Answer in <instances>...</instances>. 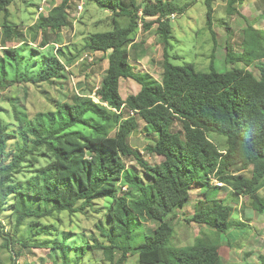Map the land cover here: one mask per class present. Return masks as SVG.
I'll list each match as a JSON object with an SVG mask.
<instances>
[{
    "label": "trees",
    "instance_id": "obj_1",
    "mask_svg": "<svg viewBox=\"0 0 264 264\" xmlns=\"http://www.w3.org/2000/svg\"><path fill=\"white\" fill-rule=\"evenodd\" d=\"M15 1L0 0L2 28L9 43L0 49V92L12 86L20 91L10 100L11 119L0 115V212L12 195L14 208L21 211L13 234L5 231L0 220L2 246L12 252V264L18 261L13 247L21 243L16 234L24 218L40 219L62 212L84 214L95 200L104 197L112 200L99 220L107 216L110 224L101 227L104 238L93 245L103 250L109 264H125L131 254L137 256L138 264H232L221 255L223 243L229 239L222 242L220 237L233 227L234 205L245 196L251 202L249 210L264 212V28L247 20L240 49L226 46L225 71L217 69L214 53L209 71H200L193 62L176 64L173 60L181 56L170 54L172 15L184 13L191 3L147 0L139 4L130 0L129 7L122 0H90L112 12L109 29L92 32L84 48L88 56L96 52L107 56V72L99 86L74 92L59 102L47 96L51 106L47 113L31 114L29 90L41 84L55 85L80 56H68L61 47L54 53L43 52L40 58L37 50L31 51L24 62L21 48L26 38L10 18ZM239 1L245 0H230L229 7L237 10L234 5ZM72 3L61 0L35 23L42 34L41 48L57 43L51 32L70 25ZM206 4L207 24L212 30L213 0H206ZM147 17L154 18L147 21ZM141 21L144 29L158 23L156 31L165 50L161 80L131 70V53L140 46L136 37ZM211 33L215 49L217 38ZM122 78L137 80L140 90L123 98ZM93 93L99 102L90 97ZM130 110H134L133 115ZM88 114L102 122L95 124ZM140 119L157 133L147 153L162 156L158 163L143 161L140 151L130 143ZM176 121L181 123L180 130H173ZM110 122L117 126L112 135L108 134ZM76 125L90 127L92 132L69 130ZM215 134L226 138L223 147L211 138ZM16 139L22 145L9 155V143ZM128 159L135 160L141 172L136 166L130 168ZM212 174L232 188L228 189L231 201L210 198ZM203 180L207 181L206 198L186 220L206 225L209 231L185 247L170 245L175 232L171 218L177 217L192 188ZM247 211L243 209L244 218L251 220L253 214ZM141 213L153 219L156 227L136 242ZM240 226L249 224L242 222ZM54 247L62 263L70 264L69 248L74 246L56 241ZM89 247L82 245L78 259ZM258 259L264 264V254ZM0 264L7 263L0 257Z\"/></svg>",
    "mask_w": 264,
    "mask_h": 264
},
{
    "label": "rangeland",
    "instance_id": "obj_2",
    "mask_svg": "<svg viewBox=\"0 0 264 264\" xmlns=\"http://www.w3.org/2000/svg\"><path fill=\"white\" fill-rule=\"evenodd\" d=\"M147 0H137L139 4H144ZM154 1V0H148ZM180 5L191 3L184 13H178L171 19L173 47L170 49V54H178L181 59H174L176 64L184 62H193L200 71H209L211 54L214 53V62L219 71H225L226 62L225 56L227 53L226 46H231L235 50L240 49L243 38V29L247 25V20L258 27L264 28V0H245L235 3V9L230 8V0H213L214 16L212 30L207 24V4L206 0H175ZM71 6V22L70 25L58 33H52V37H57V43H50V46L41 48L42 40L41 31L37 30L35 23L42 16L46 15L53 5L61 3V0H16L11 6V20L18 24L23 29L25 42L21 49L23 61L26 62L30 58L31 51L37 50V58H40L43 52H56L58 48H66L68 56L79 54V58L75 63L67 68L63 74V79L58 80L55 85L41 84L31 90L28 102V109L31 114L43 111L44 114L50 109L46 97L50 96L57 101H63L72 93H83L87 91V87H96L100 85L102 77L107 72L108 58L103 52H96L88 56V52L84 50L85 45L91 33L94 31L107 30L110 27L112 12L107 9L98 7L90 0H72ZM124 4L131 6L130 0H122ZM82 5V9H79ZM78 6V7H77ZM43 7V10L41 8ZM139 12V16L141 15ZM241 13V14H240ZM212 14V15H213ZM154 17H147L146 20H153ZM3 14L0 13V49L2 45L9 44L2 28ZM142 23V21L140 22ZM158 23H155L151 29H144V25L138 26V35L136 41L140 43L138 51L131 53V70L134 73L146 72L156 79L161 80L164 62V44L157 33ZM215 32L217 38V47L213 49V35ZM2 50H0L1 52ZM42 52V53H40ZM25 58V59H24ZM87 60L83 64L82 61ZM103 60V61H102ZM89 62V63H88ZM90 64V65H89ZM30 65H33L30 63ZM38 64L34 66L36 70ZM252 67V66H251ZM253 69V68H252ZM62 84V85H61ZM58 88V89H57ZM141 88V84L133 78H122L120 81V92L123 98L130 94L137 93ZM13 91V94L11 93ZM60 91V92H59ZM20 91L16 86H12L9 91L3 90L0 92V115L6 120H10V100L12 96H16ZM62 94V96L60 95ZM88 96V95H84ZM93 99L97 101L95 93L92 94ZM48 108V109H47ZM88 118H94V123L98 124L102 121L94 115L88 114ZM65 119V118H64ZM66 120V119H65ZM60 123L59 118H56V126ZM117 129L112 122L109 124L108 134L112 135ZM181 123L176 121L173 130H180ZM69 130L80 131L83 133H91L92 129L83 125H76ZM211 138L219 147H223L226 142L224 136L218 134L211 135ZM157 140V133L150 130L143 120H139L136 130L130 138V143L137 148L143 161L149 164H155L162 160V156L157 154H148L147 147L152 146ZM19 140H12L8 146V154L11 155L19 147ZM128 166H136L139 172L141 167L133 159L127 160ZM129 168V169H130ZM143 182L146 181L142 174ZM147 182V181H146ZM206 180L203 183L199 182V186H206ZM202 188V187H201ZM192 190V196L195 197L199 193V189ZM224 189L213 186L210 188V193L220 194L231 201L230 191L223 192ZM264 196V188L261 190ZM201 195L198 194V197ZM221 196V195H220ZM196 196V198L198 199ZM112 198L104 197L93 202L92 208L84 213L70 214L68 212L55 213L52 217H44L36 219L35 217H26L22 220L19 231L16 234L17 239L21 243L13 247L17 264H54V259L58 264L62 263V256L59 250L55 249V242H66L74 247L69 248L68 258L70 264H109L105 260L103 250L99 247L95 248L93 244L97 241H102L104 238L101 232V227L108 228L110 221L106 216L99 220L101 214L106 212ZM14 197L9 196L3 210L0 212V220L5 226V231L13 234L14 228L17 225V216L20 214L19 209L14 208ZM239 212H243L247 208V212H252L248 207H251L250 199L245 196L239 197L237 204ZM36 207H43L41 204H36ZM184 211L191 214L192 208ZM185 213L182 218H177L175 221L176 228L170 245L185 247L193 244L198 237H202L204 232L208 230L201 224L191 223L186 220ZM252 225L240 226L234 225L226 234H222L220 239L224 242L227 239L228 243L224 242L221 255L224 259L236 264H260L258 259L259 254H264V212H252ZM243 215V213H242ZM138 220L141 223L137 225L136 242H140L145 232H152L156 227L153 219H149L143 213L138 215ZM244 217V215H243ZM184 218V219H183ZM232 219V217H231ZM245 219V218H244ZM97 224H96V223ZM107 223V224H106ZM36 224V225H35ZM206 226V225H205ZM26 242V243H25ZM0 237V257L7 264H12L13 260L11 253L7 248L2 246ZM82 245H90L82 259H78L82 254ZM249 252L250 255H246ZM125 264H138L136 255H129Z\"/></svg>",
    "mask_w": 264,
    "mask_h": 264
},
{
    "label": "crops",
    "instance_id": "obj_3",
    "mask_svg": "<svg viewBox=\"0 0 264 264\" xmlns=\"http://www.w3.org/2000/svg\"><path fill=\"white\" fill-rule=\"evenodd\" d=\"M200 191H199V193L198 194H200L201 196L200 197H198V194H196V196L198 197V199L196 198V196L195 197H193L192 196V190H196V189H194V188H192V190H191V193H190V196H189V199L186 201V203H185V205H184V208L180 211V213L177 215V217L176 218H171V220L173 221V223L175 224V221H176V219L178 218L179 219V215H180V218H182L183 217V213H185L184 211H186L188 208L187 207H190V208H192L193 209V211L191 212V214H187V213H185L187 216H189V217H191V216H193V214L199 209V207H200V203H202V202H200V201H202V200H204L206 197H205V194H204V187L201 185V187L200 186H196ZM222 189H224V193L226 192V191H230V190H228L229 188L228 187H223ZM210 198H218V199H223V198H225L223 195H222V193H220V194H212V193H210ZM221 195V196H220ZM239 209L240 208H238V206H236V205H234V211L232 212V223L235 225H241V223L242 222H244L245 224H249V225H252V220L253 219H251V220H246V219H244V217H243V215H242V212L240 213L239 212ZM182 213V214H181ZM185 218H188V217H185ZM253 218H254V214H253ZM184 219V218H183ZM204 227H207V226H205V225H203ZM175 228H176V224H175ZM208 228V227H207ZM209 231V228H208V230L206 231V232H204V234H206L207 232ZM251 263V262H250ZM232 264H236V263H232Z\"/></svg>",
    "mask_w": 264,
    "mask_h": 264
},
{
    "label": "clouds",
    "instance_id": "obj_4",
    "mask_svg": "<svg viewBox=\"0 0 264 264\" xmlns=\"http://www.w3.org/2000/svg\"><path fill=\"white\" fill-rule=\"evenodd\" d=\"M174 15V16H173ZM172 15V17H175L176 16V14H173ZM97 102H99V99L97 98ZM105 105H107V104H105ZM125 105V104H124ZM114 109H116V108H113V110ZM117 110V109H116ZM130 114H134V110H130ZM213 178H216V179H218L219 181H221V182H223L222 180H220L218 177H216L214 174H212L211 175V177H210V179H211V184L213 185V186H217V187H220V188H223V187H228L230 190H232V188L229 186V185H227L225 182H223L224 183V185L223 186H218V185H216L214 182H213ZM241 197V196H240Z\"/></svg>",
    "mask_w": 264,
    "mask_h": 264
},
{
    "label": "built area",
    "instance_id": "obj_5",
    "mask_svg": "<svg viewBox=\"0 0 264 264\" xmlns=\"http://www.w3.org/2000/svg\"><path fill=\"white\" fill-rule=\"evenodd\" d=\"M79 9H80V10L82 9V5H79ZM41 10H43V7L41 8ZM141 14H142V13H141ZM173 16H174V15H173ZM142 24H143V23H139L140 26H142ZM114 110H116V109H114ZM116 111H117V110H116ZM212 180H213V182H214L216 185H218V186H223V185H224L223 182L219 181V180L216 179V178H213ZM124 188H125V187H124Z\"/></svg>",
    "mask_w": 264,
    "mask_h": 264
}]
</instances>
